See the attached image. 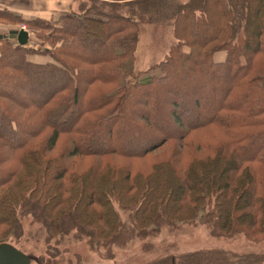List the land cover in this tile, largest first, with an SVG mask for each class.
<instances>
[{
    "label": "trees",
    "instance_id": "1",
    "mask_svg": "<svg viewBox=\"0 0 264 264\" xmlns=\"http://www.w3.org/2000/svg\"><path fill=\"white\" fill-rule=\"evenodd\" d=\"M212 1L218 6L214 13ZM90 2L80 15L26 22L30 29L47 34L46 40L55 50L52 53L49 47H27L0 39V119L10 134L20 132L17 106L24 110L35 107L45 111L44 129L52 132L45 147L27 150L26 133L36 136L38 128L23 132L17 142L9 140L0 128L4 144L24 150L16 178L7 184L14 173L7 172L0 179V186H5L0 189V222L19 230L22 208L25 214L33 212L51 235L74 232L108 258L113 257L114 246L151 235L162 225L198 219L209 224L214 235L248 230L264 237V191L249 189L255 182L250 164L264 168V70L255 72L251 62L252 56L264 54V0H87L85 7ZM162 23L173 27L175 40L163 60L137 71L132 58L140 26ZM89 40L98 41L102 51L82 54L79 49L87 47ZM32 56L48 59L35 61ZM178 72L194 80L227 74L230 82L222 93L210 96L199 85L179 88ZM57 77L61 82L49 88ZM39 81L44 92L37 99L28 84L36 88ZM92 88L105 91L88 95L84 104L81 97ZM239 97L252 100L256 107L249 110L236 103ZM74 108L78 114L66 116L69 124L50 121L53 115L63 118L72 114ZM164 108L177 127L175 131H166L154 121V115ZM131 109L140 113L130 115ZM187 117L193 119L186 123ZM211 125L226 129L230 138L226 148H219L216 154L194 155L186 163L183 157L181 161L171 159L175 154L163 155L166 161L158 160L149 174L136 177L111 166L97 177L90 176L86 183L73 175L69 197L62 193L68 174L64 168L68 167L62 165L59 174H54L58 159L46 157L63 133L73 134L68 156L121 154L139 158L168 143L185 147L189 132ZM249 126L254 128L250 136L233 139ZM134 130L149 134L150 139L138 147H122L121 135L128 137ZM96 135L108 139L110 145H84ZM256 143L260 146L254 154L242 153ZM100 182L101 187H96ZM88 188L92 192L87 195ZM120 208L130 211L131 222L124 221ZM214 253L188 252L156 264H264L259 254H234L231 260L227 252Z\"/></svg>",
    "mask_w": 264,
    "mask_h": 264
},
{
    "label": "rangeland",
    "instance_id": "2",
    "mask_svg": "<svg viewBox=\"0 0 264 264\" xmlns=\"http://www.w3.org/2000/svg\"><path fill=\"white\" fill-rule=\"evenodd\" d=\"M92 3L93 2L87 3L86 8ZM210 5L211 11H216V8L218 7L217 3L212 1ZM173 30L172 26L164 23L142 24L140 26L139 42L132 58L135 60L137 71L147 69L152 64L165 58L171 43L175 40ZM253 30L254 28L252 31ZM34 33L33 39L35 41L34 43L29 42V46L41 48L49 47L51 53L55 51L54 48L51 47L50 42L47 41L48 39L46 40L48 36L44 31L35 30ZM199 36L202 38L204 33ZM89 41L87 47L83 46V48L79 49L82 54L94 55L102 51L98 41ZM51 59L53 60V58ZM251 60L255 72H262L264 70V54H256L252 56ZM202 71L208 72L206 69H203ZM208 77V75L199 76L197 80H194L186 78L182 72H178L176 85L179 88H184V90L186 88L189 90L199 85V89L203 88V90L205 89L207 91L204 90L207 95L213 96L222 93L226 85L230 82V77L227 74L223 77H213V79H209ZM57 82H61L59 77H57L56 81H54L49 88L57 85ZM39 84H41V81L37 83L36 88H30L34 86L28 84V88L32 89L31 95L33 94V98L40 99V92H44V90H41ZM29 89L28 92L30 93ZM108 90L110 89H107L106 91ZM96 91L104 92L105 88H92L89 92H85L81 97L84 104L88 95H91L92 97V95H95ZM191 92L192 94H196V91ZM163 96H165V94H163L162 97ZM164 98L168 99L166 96ZM161 103L160 105L162 106L163 104ZM236 103L245 106L249 110L256 107L250 99L245 100L239 97L237 98ZM164 110L165 108L163 111H159L154 115V121L166 131H175L177 127L169 121L167 112ZM77 112V108H74L72 114L66 113L67 115L63 118L58 115H53L50 121L53 124L64 126L65 124H69V120L66 116H74L78 114ZM44 113V110L35 107L24 110V108L18 105L16 109V114H18L17 125L21 128V131L16 133L11 132L10 134L1 119L0 128L6 131V137L12 142L21 140L24 136L23 132H26L29 129L31 130L32 128H38L39 133L36 136H31L29 133H26L25 139H28V146L26 149L31 150L32 147H45L46 140L50 139L52 132L44 129ZM139 113L140 110L138 109H131L129 111L130 115H136ZM191 119L193 118L187 117L185 122L188 123ZM94 128L95 127L92 129ZM185 128L186 126L183 127L182 130ZM253 129L254 128L251 126L245 127L239 130V134L234 136L233 139H236L239 136H250ZM189 133L191 134L187 138V145L185 147L180 146L177 142L168 143L152 150L149 152L150 154H145V156L139 158L127 157L121 154H102L104 156H68L66 153L68 152V149L72 147L71 139H73V134L63 133L56 146L46 154V157L58 159L59 164H56L57 166L54 168L56 170L54 174H59L63 169V167L61 168L60 166L64 165L65 167H68V169L64 168V171L68 174L66 175V182H63L66 191L62 193L69 197L68 188L71 186V182L69 181L72 179L73 175H78L79 178H77V180H79V182L84 181L86 183L90 176L95 175L97 177L105 167L111 166L116 171L119 170L118 168H124V170L129 171L133 177H136L139 173L149 174L150 170H152V166L156 164L158 160L161 162L166 161V157H171L172 154L175 155L171 159L181 161V157H183L185 163L194 155L203 158L210 154L214 155L220 150L219 148L223 149L226 146V139H230L227 130L217 125H211L197 132L193 131ZM121 136L122 139L119 141L122 147H138L146 142V139H150L149 134H144V132H138L136 130H134L132 135L128 137ZM98 137L99 135H96L95 139L89 142L86 141L84 145L92 147L110 145L108 139H98ZM3 142L4 140L0 139V157H2L0 160V179L3 178L7 172H14L13 174L11 173L10 179L7 183L9 184L16 178L18 169L22 168L18 161L24 150H16ZM259 146L260 145L256 143L252 148L244 150L242 153L245 155L254 154ZM224 152L227 153V151ZM163 155L167 156L163 157ZM245 164L246 163H244V165ZM250 167L255 174V182L249 187V189L261 188L264 191V168L258 167L255 163H251ZM13 169L14 171H11ZM0 184L2 183L0 182ZM100 185H102L101 182L96 184V187H99ZM4 187L3 184L0 186V189L3 190ZM6 190L7 189L4 191ZM90 191L91 189L88 188L87 195L92 192ZM97 192L101 191L96 190V193ZM116 206L118 205L116 204ZM19 211H21L20 218L22 227L19 230L8 229L7 223L0 222V243L6 242L16 250L26 254L30 258L31 264H156L158 260H162L166 257H178L184 253L200 250L209 252L210 256L216 255L214 253L216 251H224L228 253L231 260H234L236 257L234 254H259L264 257L263 234L243 230L235 232L234 235H214L209 224L198 219L193 222H177L173 225H162L160 231H155L151 235L144 238L137 237L125 246H114L113 257L108 258L101 252L92 250L89 247L87 238H77L74 232L51 235L42 221L36 217L33 212L25 214V211L22 208H20ZM120 212L124 221L131 222V214L129 210H123L120 208Z\"/></svg>",
    "mask_w": 264,
    "mask_h": 264
},
{
    "label": "crops",
    "instance_id": "3",
    "mask_svg": "<svg viewBox=\"0 0 264 264\" xmlns=\"http://www.w3.org/2000/svg\"><path fill=\"white\" fill-rule=\"evenodd\" d=\"M87 0H0V39H10L14 44H19L14 38H5L13 30H25L29 32V42L34 43V31L26 22L30 20H57L62 15L81 14L86 10ZM29 44V43H28ZM22 46H29V45ZM20 45V44H19ZM35 61H46V56H32Z\"/></svg>",
    "mask_w": 264,
    "mask_h": 264
},
{
    "label": "water",
    "instance_id": "4",
    "mask_svg": "<svg viewBox=\"0 0 264 264\" xmlns=\"http://www.w3.org/2000/svg\"><path fill=\"white\" fill-rule=\"evenodd\" d=\"M4 37L14 38L20 45H27L30 38L29 32L25 29L13 30L9 36ZM0 264H31V261L26 254L16 250L10 244L0 243Z\"/></svg>",
    "mask_w": 264,
    "mask_h": 264
},
{
    "label": "built area",
    "instance_id": "5",
    "mask_svg": "<svg viewBox=\"0 0 264 264\" xmlns=\"http://www.w3.org/2000/svg\"><path fill=\"white\" fill-rule=\"evenodd\" d=\"M22 28H24V29H25V28H26V27H25V25H24Z\"/></svg>",
    "mask_w": 264,
    "mask_h": 264
}]
</instances>
